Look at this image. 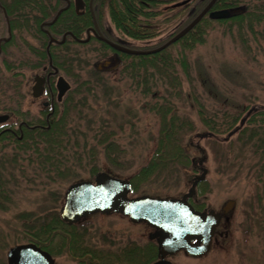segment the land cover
<instances>
[{
	"label": "rangeland",
	"instance_id": "rangeland-1",
	"mask_svg": "<svg viewBox=\"0 0 264 264\" xmlns=\"http://www.w3.org/2000/svg\"><path fill=\"white\" fill-rule=\"evenodd\" d=\"M191 1L193 0H177L161 5L164 10L161 15L164 17L149 20L153 22L155 33L146 42L123 36L115 29L106 11L100 17L99 26L110 28L112 35L122 38L130 48L153 46L167 40L177 32L179 26L185 25L187 13L193 7ZM179 5L185 6L182 15L159 22L162 18L173 17L175 12L171 8ZM225 27L217 25L208 30L205 41L192 52L189 61L192 68L196 60L199 61L196 63L203 64L207 76L218 91L216 100H211L204 93L203 97L201 95L206 113L218 110L232 112L235 107L240 109L244 106L246 109L239 117L241 121L253 107L264 106V40L258 36L254 39L248 36L249 31L243 25L239 27L234 23L230 29ZM6 32L0 14V40L6 37ZM81 36L84 38V33ZM27 38L35 44L30 37ZM20 45L19 40L15 41L5 54L0 53V115L8 114L10 119L6 124H13L12 126L19 119L29 123L38 122L44 115L41 105L44 98L31 96L33 77L35 74L42 75L43 69L31 71L27 64H20V55H27L28 52ZM99 46L92 40L89 44L70 47L76 53L70 57L77 58L79 62L76 65L73 63L71 71L73 70V74L77 73L83 81H92L95 87V97H88V103L83 107L82 115L87 117H80L82 120L79 124L84 127L88 120H92L94 128L103 127L111 132L113 135L110 140L115 146L111 147L113 151L110 157L116 159L114 163L109 162L105 159L103 150L95 149L96 159L88 164L85 161L68 172L50 177L43 178L41 175L42 178L35 180L33 185L27 182L18 184L7 176L10 170L7 164L9 158L4 159V155L13 152L9 146L1 149L0 160L7 162L3 166L6 169L1 170L8 182L3 184L5 198H0V264H7V252L11 247L25 243L23 238L26 232L17 216L42 211L46 218L50 214L55 215L54 213L59 217L64 191L71 183L79 180L92 181L96 172H105L120 180L131 181L130 176L147 162L154 149L159 130V120L155 114L148 107L140 109L139 104L134 105L133 100L137 96H132L127 83L117 84L109 73L100 72L104 78L95 83L93 63L113 56L109 55L110 50L105 49L101 53L97 50ZM8 67L14 70L10 71ZM191 73L198 76V68L191 69ZM58 75L69 83L70 91L76 87L75 77L69 70H59ZM185 86L183 85L184 90ZM108 95L109 98H106ZM63 101L57 107L58 114L62 113ZM176 104L181 115H185L192 107L189 101L181 100ZM68 119L72 120V117ZM189 120L191 129L187 130L189 125L183 127L180 139L188 156V165H175L159 176L152 175L149 180L137 185L136 189H131L127 196L180 198L187 192L191 179L200 173L198 160L204 156L202 166L206 169V175L196 189L195 203L214 211L219 210L228 200H232L234 206L228 219L223 220L222 225L216 228L207 253L200 257H190L180 251L167 257V260L172 264H264V200L260 202L259 197L257 198L263 190L261 183L255 178L257 170L252 168L255 157L251 155L250 148L245 149L237 141L232 130L219 135L221 140H218L209 136V131L194 113L189 116ZM66 225L74 226L73 230H65L66 233L73 231L78 235L76 245L94 253L92 256H73L69 249L59 245L62 240L71 239V234L65 238L57 237L52 244L55 247L52 253L54 264H109L108 259L104 262L95 259L96 255L101 252L106 256L109 254L111 258L129 247L143 249L151 242L154 244L153 240L148 239L151 231L148 225L132 223L121 214L96 213ZM133 256L134 259L139 257V262L132 261L131 264L144 262L141 250H136Z\"/></svg>",
	"mask_w": 264,
	"mask_h": 264
},
{
	"label": "trees",
	"instance_id": "trees-1",
	"mask_svg": "<svg viewBox=\"0 0 264 264\" xmlns=\"http://www.w3.org/2000/svg\"><path fill=\"white\" fill-rule=\"evenodd\" d=\"M68 1V0H66ZM177 0H93L97 7L95 18L99 24L100 17L108 9V15L115 28L131 39L146 42L154 37L153 22L149 21L155 17H164L161 5L176 2ZM208 0H193V7L187 13L185 25L188 24ZM245 6L246 10L230 19L213 20L206 14L177 41L164 49L147 55H123L117 72L110 74L114 82L122 84L126 82L132 96L134 105L139 104L140 109H148L155 114L159 120L158 136L154 143V149L149 154L147 162L136 170L131 177L132 190L143 181H147L152 175L159 176L162 172L175 165H188V156L184 147L180 144L183 127L189 125V116L194 113L199 122L209 131L208 134L214 139H220L222 133H235L237 141L250 148V153L255 157L252 168L257 170L256 180L262 185L263 193L257 195L259 201L264 200V106L253 107L247 111L245 116L239 120L245 107H235L232 112L217 111L206 113L202 104L203 93L216 100L218 91L213 82L207 76L203 64L192 68L189 57L192 52L205 41L208 30L214 26L223 25L230 29L231 24L243 25L249 31L248 36L254 39L259 37L264 40V0H215L211 9H222L228 7ZM174 9L175 14L171 18H162L159 22L168 21L176 16L182 15L185 6L179 5ZM192 10V11H191ZM0 14L3 24L7 30L6 37L0 40V53L5 54L13 42H20V47L27 49V55H20V64H27L29 70L36 71L48 67L49 61L58 71L67 69L75 77L76 87L69 91L62 103V113H57L58 103L53 102L54 112L43 123L20 124L14 134H8L7 130H0V150L10 147L12 154L4 155L9 158L10 167L7 176L13 182L21 184H35L41 175L50 177L62 172H68L73 167L82 165L96 159L95 149L103 150L105 159L114 163L115 157H110L114 142L110 140L113 135L103 127L94 128L93 121H87L86 126L79 124L83 116V107L88 103V97H95L92 81H83L79 75L71 71L73 63L76 65L77 58L70 57L75 53L70 47L89 44L76 43L71 37L66 36L62 44L51 43L48 45V35L60 40L65 32H71L76 38H81L86 27L91 25L89 14L77 16L68 7L65 0H0ZM47 25H42V24ZM184 25V26H185ZM258 25V26H257ZM183 26V27H184ZM261 27V29H257ZM182 27H178L177 31ZM256 29V30H255ZM176 32V31H175ZM254 33V35L252 34ZM28 37L34 42H30ZM92 41V40H91ZM96 41L100 46L97 48L101 53L105 52V44ZM166 41V40H165ZM165 41L153 46L135 48L149 50L161 46ZM14 46V45H13ZM16 46V45H15ZM13 48V47H12ZM11 49V48H10ZM15 49V48H14ZM10 71L14 68L8 67ZM198 68V76L191 73V69ZM96 82L102 81L104 76L92 72ZM102 79V80H101ZM185 86V90L183 89ZM52 87V84L50 85ZM134 94V95H133ZM109 98V95L106 96ZM181 100L191 102L190 111L185 115L179 114L176 102ZM72 117V120L68 118ZM239 120V122H238ZM8 124L6 126H12ZM186 130V131H187ZM221 140V139H220ZM92 141H95L92 144ZM3 143H6L3 146ZM245 148V149H246ZM110 151V152H109ZM75 155V156H74ZM2 159V160H4ZM4 162L0 160V198H5L3 184L8 180L5 178ZM95 167V166H94ZM3 171V172H2ZM5 180H4V178ZM23 180V181H22ZM3 181V182H2ZM264 210V206H263ZM46 214V213H45ZM50 214L48 218L42 215V211H31L17 216L26 232L25 243H32L53 253V241L65 238L71 234V239L62 240L60 247L69 249L73 256L91 255L94 252L78 247V235L73 231L74 226L67 227L58 216ZM48 216V215H47ZM264 223V221L262 222ZM65 230V231H64ZM141 250L144 262L149 264L156 256V248L149 243L145 248L129 247L121 254L113 257L99 252L95 259L103 262L108 259L109 264L135 263L134 252ZM119 260V261H117ZM139 262V261H138Z\"/></svg>",
	"mask_w": 264,
	"mask_h": 264
},
{
	"label": "water",
	"instance_id": "water-1",
	"mask_svg": "<svg viewBox=\"0 0 264 264\" xmlns=\"http://www.w3.org/2000/svg\"><path fill=\"white\" fill-rule=\"evenodd\" d=\"M214 1L215 0H210L198 15H196L183 29L161 46L151 50H132L122 47L108 41L100 34L97 35V38L104 41L110 47L126 54L147 55L156 53L185 35L205 14H207L209 19L220 20L233 17L245 9L243 6H238L209 11ZM81 4V0H73V5L77 14V10L81 7ZM93 25L97 30L98 27L94 20ZM92 30L94 32V29ZM66 35H70L79 42L88 40V31L87 38L84 40H79L70 32H66L63 34L60 41L50 38L49 43H63ZM119 60V57L114 55L102 61L95 62L93 68L100 72L109 71L118 65ZM43 82L44 79L41 76L35 75L33 77V85L31 87L32 96H38L41 93ZM56 88V98L60 100L70 87L66 80H64L62 76H59L56 81ZM6 118V115H0V122L5 121ZM203 136H205V134ZM203 161L204 156L198 160L200 174L192 178L187 193L183 194L181 198L178 199H160L149 196H138L128 199L126 195L130 190V183L127 180H120L105 172H99L94 176L92 182L78 181L71 184L65 190L63 202L59 211L60 218L70 224L95 212L106 214L110 212H119L128 217L133 223L146 222L156 229L154 238L157 244L158 260L153 264H171L165 257L173 255L180 249L191 256L203 255L209 250L211 236L215 226L219 222L220 216L229 213L234 206V202L230 200L224 204L218 213L209 209L200 214L191 210L187 205L186 199L193 195L195 185L205 178L206 169L202 166ZM191 216H196L195 220L199 222L197 233H199L200 237L198 239L201 244L197 247H192L188 243L190 236V220L194 219ZM7 264H53V260L46 251L32 244H22L8 250Z\"/></svg>",
	"mask_w": 264,
	"mask_h": 264
},
{
	"label": "flooded vegetation",
	"instance_id": "flooded-vegetation-1",
	"mask_svg": "<svg viewBox=\"0 0 264 264\" xmlns=\"http://www.w3.org/2000/svg\"><path fill=\"white\" fill-rule=\"evenodd\" d=\"M81 1H82L81 7L77 10L78 14L76 13L75 7L73 5V0H68V1L65 0V7H68L70 10H72L74 12V14L77 15V16L89 14V16L91 18V25L85 28V30H84V38L87 37V31H88V38H89L88 41L98 40L97 35L100 34L105 39H107L108 41H111L112 43H115V44L120 45L122 47H130V46L127 45V43L122 38L113 36L112 35V31L110 30V28H105V29L101 28L99 26V24L97 23V21H96V24H97L98 29L96 30L94 28L93 21H92L93 17H95V13H97V11H98L97 7H96V4L93 2V0H81ZM104 10L108 13V9L107 8H105ZM92 29H94L95 33L93 32ZM121 34L123 36H125L126 38L128 37V36H126L123 33H121ZM99 41L104 43L101 40H99ZM104 44L106 46L105 48H107L106 50H110L111 51V53L109 55L117 54L120 57V59H121V55H123L121 52L117 51L116 49H113L112 47H110L106 43H104ZM49 65H50V63H49ZM56 71L54 70V68L51 65L48 68H45V67L43 68V72L44 73L41 75V77L44 79V82L42 83V91H41L40 95L37 98H40V99L44 98V100H43V102L41 104L42 108H43L44 115H43V118L40 121L33 122V123H39V122L43 123V122H45L50 117V114L54 112V104H53V102L55 101V103H56V100H57L56 99V86H55L56 84L55 83H56L58 74H57ZM111 74H113V73H111ZM54 79H55V82H54ZM51 84H52V87L50 86ZM26 123H29V122L19 119L15 123L16 126H14V127L10 126L9 127V126H6V125H4V126L0 125V130L1 131L2 130H7L8 134L11 135V134L15 133V129H18L20 124H26ZM196 187H195L194 194L190 198L187 199V205L194 212H197V213L201 214L205 210H207L208 208H204L203 206H200L199 204L195 203L194 199H195L196 194H197L196 193ZM219 210H217V211H219ZM228 215L229 214L220 216V219H219V222H218L216 228L218 226L220 227L222 225V221L223 220L228 219ZM191 217H193L194 219L190 220V229H189L190 230V234H189L190 236H189V239H188V243L192 247H197V246H199L201 244V242L198 239L200 237L199 233H197V227L199 226V222L197 220H195L196 216H191ZM150 228H151V231L148 234V237H150V238L152 237V239H153V237L155 235V232H156V229L154 227L153 228L150 227Z\"/></svg>",
	"mask_w": 264,
	"mask_h": 264
}]
</instances>
